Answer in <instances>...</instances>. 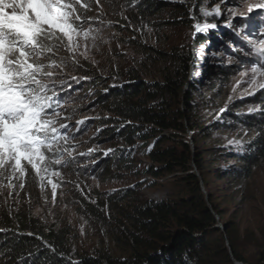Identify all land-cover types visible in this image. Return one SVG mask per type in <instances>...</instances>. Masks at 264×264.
Wrapping results in <instances>:
<instances>
[{
	"label": "trees",
	"instance_id": "1",
	"mask_svg": "<svg viewBox=\"0 0 264 264\" xmlns=\"http://www.w3.org/2000/svg\"><path fill=\"white\" fill-rule=\"evenodd\" d=\"M198 2H194L193 13L201 22ZM123 3L129 19L141 22L158 14L163 0ZM171 6L188 25L193 22L185 0ZM122 23L121 19L111 24L126 28ZM216 39L222 37L210 34L197 38L195 43L209 50ZM130 45L141 61L136 68L122 70L119 81L97 75L90 61L82 58L83 68L72 74L90 79L77 83L65 78L83 89L81 95L72 97L77 105L89 93L91 106L102 110L99 138L123 142L124 146L116 147L106 160V172L114 174L125 169L138 141L146 148L150 163L145 175L174 178L176 196L154 201L132 198L129 191H121L104 203L99 199L94 204L84 203L88 214L113 219L110 245L86 254L74 249L76 234L70 227L47 225L31 205L11 200L0 188V264H264V244L257 242L246 250L245 237L232 222L222 224L224 231L217 227L222 213L208 190L210 177L250 179L264 160V111L240 113L237 110L244 106L239 103L223 112V121L211 123L202 109L212 105L211 98L229 82L235 73L232 66L215 59L213 64L205 62L203 76L194 79L189 76V51L175 47L161 50L138 41ZM206 91L208 98L204 96ZM77 105L71 114L84 108ZM240 127L255 135L236 148L207 147L214 131ZM220 160H231L233 165L230 169L215 168Z\"/></svg>",
	"mask_w": 264,
	"mask_h": 264
},
{
	"label": "rangeland",
	"instance_id": "2",
	"mask_svg": "<svg viewBox=\"0 0 264 264\" xmlns=\"http://www.w3.org/2000/svg\"><path fill=\"white\" fill-rule=\"evenodd\" d=\"M124 1L101 0L104 15L100 17V20L103 23L99 21L89 22L93 27L102 29L104 40L107 41V43H99L98 51L92 49L89 53L90 59L88 61L90 62L88 63L94 67L93 70L97 75L108 77L116 82L119 81L122 70L136 68L141 58L130 45L133 42L148 43L161 50H169L175 47L177 50L189 51L191 54L190 78L200 79L203 76L205 62L212 63L214 59L215 62L222 63L225 66H232V70L235 72L230 77L229 82L222 86L211 98L213 99L212 105H207L202 109V114L211 123L219 119L223 121V112L219 110L226 105L228 109L241 103L244 107L237 110L240 113L254 114L264 111V90L250 96L247 95L249 89L246 83L240 84L239 87L236 86L237 81L249 78L242 77L241 73L249 68L248 61L253 58L245 55L249 45L243 39V33L241 36H237L233 28L227 27L229 16L224 5L221 6L223 15L220 17L215 15L205 17L200 11L201 8L212 11L219 0H199L197 14L201 22L196 20L193 13L195 0H185L189 6V12L191 11L190 18L193 20L190 25L182 20V16L176 15V11L171 6L172 3L181 0H163L158 14L147 17L141 22H134L129 19L126 14L128 10L122 7ZM251 2H254V0H251ZM239 4H241V0H229L227 6L236 7ZM257 12L264 15V11L257 10ZM86 15H99L94 3L92 10L88 11ZM121 19L126 28H117L115 24H111ZM205 22L215 23L217 27L210 29L207 33H196L194 36L195 29L193 25ZM238 23V19L233 21L234 26ZM256 24H260L259 18H257ZM87 26L85 24V27ZM245 31L248 30L245 29ZM210 34H218L222 37V40L216 39L214 46L209 50L208 46L195 43L197 38ZM250 39H264V36L252 35ZM92 59L96 61L95 66L91 62ZM196 67H199L200 70H195ZM68 85H71V87H68ZM64 87L67 91L61 93V103L64 107L60 110L65 116L71 117L65 123L69 124L75 137L71 141V146L76 149L75 159L71 160L65 156V159H69L67 166H54L50 171H58L61 175H47L43 189L40 187L39 179L31 170L23 180L25 185L23 188L19 187L21 181L16 179L10 181L8 172L0 175V188L2 194L6 193L11 200L20 201L21 204L26 206L31 205L35 215L47 225L56 226V228L70 227L76 234L74 249L80 253L88 254L110 245L109 231L113 219L107 215H105L106 217H96L93 214H88L84 203L94 204L97 199L104 203L108 197L121 191H129L132 198L154 201L168 200L176 196L178 189L174 185V178L171 176L156 180L145 175L144 170L150 163L146 157V148L138 141L135 142L136 146L130 154L128 166L125 169L116 170L114 174H108L106 172L108 165L106 160L111 158L116 147L124 146L123 142L110 143L104 139L101 140L99 138L101 129L99 120L103 113L97 105L91 106V94L87 93L89 97L84 96L81 103L78 102L77 105L72 97L81 95L83 89L70 83L64 85ZM234 87L236 88L235 92H233ZM209 95L207 91L204 93L205 98H208ZM229 97H232L231 101H229ZM76 105L78 107L84 106V108L73 115L71 112L74 111ZM249 108L258 110L249 113ZM86 117L88 119L85 120V123L78 126L81 131L77 132L74 127L76 121ZM254 135L253 132L251 133L243 127L235 131L216 130L212 133L207 147L236 148L248 142ZM91 139H97L98 141L90 143ZM89 149H94V151L89 152ZM109 149L113 151L109 152ZM81 152L85 155H79ZM105 152H108V154L105 155ZM232 165L233 161L231 160H220L214 166L215 168L230 169ZM48 179L58 184L54 199L51 185L47 183ZM9 183L14 184L15 187H9ZM208 190L211 192L212 201L222 213V217L217 223V227L221 231H224L223 223L232 222L237 227L240 235L245 237L243 242L246 244V250L249 249L247 248L248 245L257 244V242L264 244V160L254 170L250 179L210 177Z\"/></svg>",
	"mask_w": 264,
	"mask_h": 264
},
{
	"label": "snow or ice",
	"instance_id": "3",
	"mask_svg": "<svg viewBox=\"0 0 264 264\" xmlns=\"http://www.w3.org/2000/svg\"><path fill=\"white\" fill-rule=\"evenodd\" d=\"M228 2L219 0L212 11L204 8L200 11L205 17H220L221 6L227 8V27L233 28L237 36L243 33L249 45L245 55L253 57L248 61L249 68L241 73L242 77L249 78L237 81L236 86L246 83L247 95H255L264 90V39H250V36H264V15L257 12L264 11V0H241L236 7H228ZM93 3L99 15L87 16ZM103 15L101 0H0V175L8 172L10 181H21L20 188L25 186L23 180L29 170L43 189L47 175H61L50 171L54 166H67L69 159H75L76 149L71 146L75 137L65 123L71 117L60 110L64 107L61 93L67 91L65 77L77 83L90 79L72 73L83 68L81 58L89 60L92 49L98 51L99 43H107L102 29L89 23H103L100 20ZM237 19L239 23L234 26L233 21ZM193 27L195 36L215 29L217 24L195 23ZM91 62L95 66L96 61ZM228 99L231 101L232 97ZM226 109L227 105L219 111ZM257 110L248 109L249 113ZM86 119L76 121L77 132ZM47 183L51 185L54 199L58 184L51 179ZM8 186L15 187L11 183Z\"/></svg>",
	"mask_w": 264,
	"mask_h": 264
},
{
	"label": "water",
	"instance_id": "4",
	"mask_svg": "<svg viewBox=\"0 0 264 264\" xmlns=\"http://www.w3.org/2000/svg\"><path fill=\"white\" fill-rule=\"evenodd\" d=\"M234 264H240V263H238V262H234Z\"/></svg>",
	"mask_w": 264,
	"mask_h": 264
},
{
	"label": "bare ground",
	"instance_id": "5",
	"mask_svg": "<svg viewBox=\"0 0 264 264\" xmlns=\"http://www.w3.org/2000/svg\"><path fill=\"white\" fill-rule=\"evenodd\" d=\"M157 180V179H156Z\"/></svg>",
	"mask_w": 264,
	"mask_h": 264
}]
</instances>
